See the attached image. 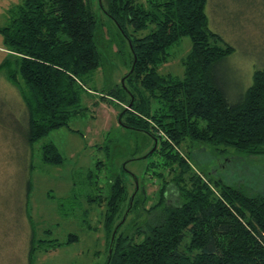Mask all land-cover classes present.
Wrapping results in <instances>:
<instances>
[{"label":"trees","instance_id":"16d2710c","mask_svg":"<svg viewBox=\"0 0 264 264\" xmlns=\"http://www.w3.org/2000/svg\"><path fill=\"white\" fill-rule=\"evenodd\" d=\"M103 2L128 41L132 66L137 60L126 78L130 89L125 84L110 97L132 104L121 115L124 127L146 134L153 149L157 141L144 160H151L153 169L146 175L160 181L157 201L144 209L148 220L126 232V212L144 199H138L140 189L129 194L127 171L111 177L104 222L111 237L104 264H264V193L251 183L229 182L211 167L219 148L225 156L264 159V69L254 72L239 98L228 91L218 73L235 48L211 28L209 0H107V8ZM96 27L89 0H23L0 30L10 54L2 67L25 105L24 137L34 150L80 112L82 83L101 64ZM185 37L192 49L183 76L162 74L170 50ZM187 143L190 150L184 149ZM206 149L213 157L201 163ZM39 152L43 164L64 163L53 142ZM172 186L173 205L167 197ZM98 198L103 202L102 196L88 202ZM32 239L31 260L37 250Z\"/></svg>","mask_w":264,"mask_h":264},{"label":"rangeland","instance_id":"374dc122","mask_svg":"<svg viewBox=\"0 0 264 264\" xmlns=\"http://www.w3.org/2000/svg\"><path fill=\"white\" fill-rule=\"evenodd\" d=\"M22 1L0 0V30ZM98 1L89 0L96 15L100 67L82 83L80 112L69 127L50 133L35 150L24 137L28 126L25 105L2 67L10 54L0 31V264H104L111 237L104 227L110 180L122 170L128 172L129 194L135 192L137 176L138 199H144L133 207L123 231L143 225L148 220L145 207L157 201L160 181L149 178L151 160H144L153 149L152 140L121 124L124 109L131 107L110 97L125 84L130 89L126 80L132 69L130 46ZM103 1L107 8V0ZM207 12L211 28L235 48L219 67L218 77L237 99L252 85L254 72L264 69V0H209ZM191 49V38H183L170 50V60L161 65L160 72L183 76V61ZM47 142L59 148L65 159L62 165L41 162L39 147ZM188 145L185 150L191 149ZM219 149L211 165L219 172L213 174L229 182L251 183L264 193V159L225 156ZM210 157L206 149L199 160L204 163ZM228 160L232 162L224 166ZM171 189L167 197L173 205L177 194ZM143 190L148 196H143ZM91 196H102L103 202L98 198L89 203ZM33 237L37 250L31 260Z\"/></svg>","mask_w":264,"mask_h":264},{"label":"water","instance_id":"95a60500","mask_svg":"<svg viewBox=\"0 0 264 264\" xmlns=\"http://www.w3.org/2000/svg\"><path fill=\"white\" fill-rule=\"evenodd\" d=\"M99 1H100V3H101V0H99ZM136 62H137V60L135 59L134 64H133L132 69H131V73H130V75L134 72ZM123 82H124V81H123ZM131 105H132V104H131ZM131 105H130V107H131ZM156 147H157V141H156V144H155L154 149L151 151V154H152L153 151L156 149ZM134 179H135V182H136V192H137V191L139 190V181H138V179H137L136 177H134ZM133 197H134V196H133ZM129 213H130V209H128V211L126 212V214H125V216H124V219H123L122 223H124V222L126 221L128 215H129ZM118 227H119V226H118ZM118 227L115 229V231H114V233H113V235H112V239H111V247H110V250H109L110 255H111L112 252H113V244H114L115 239H116V234H117V231H118Z\"/></svg>","mask_w":264,"mask_h":264}]
</instances>
